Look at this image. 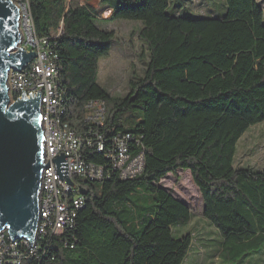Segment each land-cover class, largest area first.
<instances>
[{"label": "trees", "instance_id": "obj_1", "mask_svg": "<svg viewBox=\"0 0 264 264\" xmlns=\"http://www.w3.org/2000/svg\"><path fill=\"white\" fill-rule=\"evenodd\" d=\"M22 1L36 36L48 38L56 54L61 120L82 137V159L102 167L104 176L78 179L83 204L73 225L40 235L34 249L19 243V264H182L192 236L175 235L174 228L192 214L159 185L177 170L190 173L202 214L220 235L221 263L244 264L259 253L264 169L234 161L242 135L264 122L261 4L223 0L217 15L193 17L176 13L171 0H99L110 20L140 22L148 53L143 76L115 97L97 81L98 62L113 39L99 28L98 11L66 0ZM95 100L104 103L102 125L86 120L84 105ZM124 134L130 158L143 159L140 173L126 179L109 157L113 137ZM8 236H2L5 247Z\"/></svg>", "mask_w": 264, "mask_h": 264}, {"label": "built area", "instance_id": "obj_2", "mask_svg": "<svg viewBox=\"0 0 264 264\" xmlns=\"http://www.w3.org/2000/svg\"><path fill=\"white\" fill-rule=\"evenodd\" d=\"M20 8V43L19 46L25 50V53L34 52L35 55L17 69H11L7 76L11 101L21 98V90L24 95L29 98L36 96L37 90L40 91L39 111L40 126L43 134V164L54 156H47L48 148H56V155L60 152L66 155L67 160V177L72 184L66 182V178L59 179L56 176L54 162L46 165L40 178V193H47V214L46 220L37 222L36 230L33 236V242L30 245L29 239L26 242H18L8 236L9 244L4 245L2 236L0 237V262H17L19 264L20 256L15 251L19 243L29 246L31 249L36 247L37 239L40 235L50 233L51 235H59L66 228L71 227L74 223L77 210L83 204V196L80 195L78 179L100 180L103 175V168L82 159L80 150L83 139L77 133L63 134L59 130H54L53 120L50 117V106H53L50 58L51 49L49 48L48 38L37 37L35 34L33 21L29 12V8L21 0H16ZM57 36V35H56ZM103 106H96V100L91 108L89 124L102 125L104 122ZM129 135H117L113 137L116 151L111 153L109 157L112 159L115 168L119 171L121 178H132L140 173L143 165L142 156L139 155L130 158L127 153V140ZM90 144L88 141H86ZM98 150H102L99 145ZM39 193V195H40ZM7 254L6 257V253Z\"/></svg>", "mask_w": 264, "mask_h": 264}, {"label": "water", "instance_id": "obj_3", "mask_svg": "<svg viewBox=\"0 0 264 264\" xmlns=\"http://www.w3.org/2000/svg\"><path fill=\"white\" fill-rule=\"evenodd\" d=\"M20 8L16 0H0V234L12 239L28 238L30 245L38 222V199L43 168L54 162L56 176L67 177L63 152L43 164V134L40 126V91L29 98L10 99L7 76L28 62L20 43Z\"/></svg>", "mask_w": 264, "mask_h": 264}, {"label": "rangeland", "instance_id": "obj_4", "mask_svg": "<svg viewBox=\"0 0 264 264\" xmlns=\"http://www.w3.org/2000/svg\"><path fill=\"white\" fill-rule=\"evenodd\" d=\"M257 1L264 10V0ZM171 2L177 4L174 9L176 13L185 10L193 17L215 16L223 9V0H171ZM66 4L67 6L88 4L98 11L99 28L110 31L113 39L108 54L98 62L97 81L111 96H125L129 91V82L143 76L148 62L147 50L138 37L140 22L110 20V10L99 0L90 2L66 0ZM234 162L237 167L264 169V122L250 127L242 135L237 142ZM159 185L188 206L192 214L188 224L174 228L175 235L190 233L192 236L191 247L182 264H222L220 235L202 214L201 196L190 173L177 170L163 178ZM244 264H264V248L259 253L251 255Z\"/></svg>", "mask_w": 264, "mask_h": 264}, {"label": "bare ground", "instance_id": "obj_5", "mask_svg": "<svg viewBox=\"0 0 264 264\" xmlns=\"http://www.w3.org/2000/svg\"><path fill=\"white\" fill-rule=\"evenodd\" d=\"M51 57L50 58V71H51V80L52 85H56L55 88H52V97L53 98V106H50V117L53 120V127L54 130H59L63 134H73L76 131L72 130L67 123L62 122L61 115L65 113L64 107L62 106V91L59 90L57 86V65H56V54L53 50H51ZM95 101H91L85 103L84 109L86 111V120L90 121V114L91 108H93V104ZM96 106H103L104 111V103L101 101H96ZM88 123V122H87ZM56 155V148H48L47 149V156H55ZM47 193H40L38 199V213H39V220H46L47 214ZM4 234V233H3ZM16 241L18 242H26V238H17ZM7 264H17V262H5Z\"/></svg>", "mask_w": 264, "mask_h": 264}]
</instances>
